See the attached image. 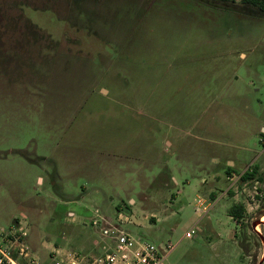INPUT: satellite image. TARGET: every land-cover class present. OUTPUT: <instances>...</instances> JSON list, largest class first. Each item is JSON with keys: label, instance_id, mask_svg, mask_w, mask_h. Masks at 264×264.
<instances>
[{"label": "rangeland", "instance_id": "374dc122", "mask_svg": "<svg viewBox=\"0 0 264 264\" xmlns=\"http://www.w3.org/2000/svg\"><path fill=\"white\" fill-rule=\"evenodd\" d=\"M262 127L264 12L244 0H0L2 251L22 222L38 264L100 256L89 221L118 205L173 245L163 264H258Z\"/></svg>", "mask_w": 264, "mask_h": 264}, {"label": "built area", "instance_id": "2783aa9c", "mask_svg": "<svg viewBox=\"0 0 264 264\" xmlns=\"http://www.w3.org/2000/svg\"><path fill=\"white\" fill-rule=\"evenodd\" d=\"M235 180L236 176L232 180V184ZM120 210L122 209H117L118 222L116 224L99 215L97 210H95V216L89 221L90 225L98 227L102 237H107L110 240V244L102 255L88 258L72 249L66 251L64 248L54 245L49 251V256L54 264H80L83 261H87L88 264H163L173 249V245L170 243L155 244L126 231L121 225L133 222L131 217L122 215ZM69 216L74 217V214L71 213ZM195 232L196 229L191 228L185 232V236L192 237ZM3 235L8 237L6 240L10 248L8 251L0 249V264H20L18 259H22L25 264H38L36 256L32 254L26 244L27 229L25 224L18 222L8 231L3 232Z\"/></svg>", "mask_w": 264, "mask_h": 264}, {"label": "trees", "instance_id": "16d2710c", "mask_svg": "<svg viewBox=\"0 0 264 264\" xmlns=\"http://www.w3.org/2000/svg\"><path fill=\"white\" fill-rule=\"evenodd\" d=\"M244 2L251 4L252 6L258 8L259 10L264 12V0H244ZM264 135V134H263ZM228 173L231 171V167L227 168ZM256 174V167L245 170L241 173L240 178L243 181L253 179ZM245 207L242 203H233L228 210V215L232 217L234 220L238 221L244 214Z\"/></svg>", "mask_w": 264, "mask_h": 264}, {"label": "water", "instance_id": "95a60500", "mask_svg": "<svg viewBox=\"0 0 264 264\" xmlns=\"http://www.w3.org/2000/svg\"><path fill=\"white\" fill-rule=\"evenodd\" d=\"M262 215H259V218L261 217ZM263 221H261L260 219L256 220L255 222L252 223V227H255L257 224H262ZM264 260V244H263V258L258 262V264H262Z\"/></svg>", "mask_w": 264, "mask_h": 264}, {"label": "crops", "instance_id": "0c3cea01", "mask_svg": "<svg viewBox=\"0 0 264 264\" xmlns=\"http://www.w3.org/2000/svg\"><path fill=\"white\" fill-rule=\"evenodd\" d=\"M261 129H262V131H263V130H264V127H262ZM232 163H233V162H232ZM235 176H236L235 174H232V176H231V175H230V176H227V178H229V179L232 181V180L235 178ZM233 184H234V183H233ZM129 202L132 203V204H134L133 199H129ZM117 209H119V208H118V205H117ZM68 213H69V214H71V213L73 214V211H72V210H69Z\"/></svg>", "mask_w": 264, "mask_h": 264}, {"label": "bare ground", "instance_id": "6f19581e", "mask_svg": "<svg viewBox=\"0 0 264 264\" xmlns=\"http://www.w3.org/2000/svg\"><path fill=\"white\" fill-rule=\"evenodd\" d=\"M262 220H264V218H262Z\"/></svg>", "mask_w": 264, "mask_h": 264}]
</instances>
